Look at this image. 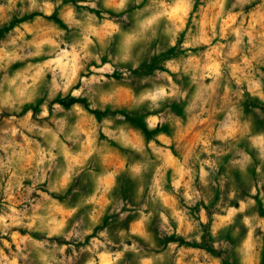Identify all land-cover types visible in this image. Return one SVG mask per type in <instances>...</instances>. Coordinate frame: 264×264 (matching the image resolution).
<instances>
[{
	"label": "clouds",
	"instance_id": "obj_1",
	"mask_svg": "<svg viewBox=\"0 0 264 264\" xmlns=\"http://www.w3.org/2000/svg\"><path fill=\"white\" fill-rule=\"evenodd\" d=\"M262 206L264 0H0V264H264Z\"/></svg>",
	"mask_w": 264,
	"mask_h": 264
},
{
	"label": "rangeland",
	"instance_id": "obj_2",
	"mask_svg": "<svg viewBox=\"0 0 264 264\" xmlns=\"http://www.w3.org/2000/svg\"><path fill=\"white\" fill-rule=\"evenodd\" d=\"M219 198V194H217V199ZM261 215H264V206H262Z\"/></svg>",
	"mask_w": 264,
	"mask_h": 264
}]
</instances>
